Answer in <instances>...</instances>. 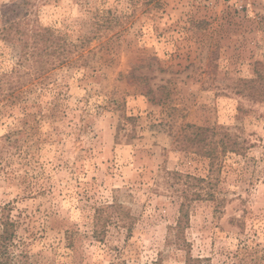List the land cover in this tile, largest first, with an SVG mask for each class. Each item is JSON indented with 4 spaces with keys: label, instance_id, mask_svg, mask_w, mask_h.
Segmentation results:
<instances>
[{
    "label": "rangeland",
    "instance_id": "obj_1",
    "mask_svg": "<svg viewBox=\"0 0 264 264\" xmlns=\"http://www.w3.org/2000/svg\"><path fill=\"white\" fill-rule=\"evenodd\" d=\"M239 2L0 0V79L18 61L11 20L83 42L75 63L40 81L25 64L0 87V232L15 222L16 264H264V87L242 82L264 77V0ZM184 123L222 126L241 150L210 171L177 147ZM170 172L215 193L191 200L179 239Z\"/></svg>",
    "mask_w": 264,
    "mask_h": 264
},
{
    "label": "trees",
    "instance_id": "obj_2",
    "mask_svg": "<svg viewBox=\"0 0 264 264\" xmlns=\"http://www.w3.org/2000/svg\"><path fill=\"white\" fill-rule=\"evenodd\" d=\"M27 3V0H24ZM4 38L20 41L18 61L15 67L3 75L0 79V87L7 86L12 92L19 87V80L15 81V76L20 75L23 65L34 68V75L26 73L31 79L42 80L45 73L53 68L66 64H73L81 56L83 42L70 43L67 39L54 32L50 27L42 26L38 23L29 24V19L25 16L9 21L2 29ZM32 69V68H31ZM246 87L255 90L257 87H264V77L258 76L242 81ZM1 89V88H0ZM4 93L3 96L9 95ZM150 93V94H149ZM150 100L160 102L161 100L151 95ZM260 95L264 99V94ZM177 147L182 150H190L209 160V170L213 171L220 165V158L228 151H240V143L237 136L229 132L222 126H200L192 123H184L176 136ZM178 177L180 181V203L178 207V217L175 224L176 237L179 236L185 226L188 217V204L195 199H215V193L211 188L212 182L202 177L189 174L182 175L178 172H170ZM103 209V208H102ZM104 210H98V212ZM99 215V213H98ZM15 235V222L9 217H2L0 232V264H16L11 258L9 247Z\"/></svg>",
    "mask_w": 264,
    "mask_h": 264
},
{
    "label": "built area",
    "instance_id": "obj_3",
    "mask_svg": "<svg viewBox=\"0 0 264 264\" xmlns=\"http://www.w3.org/2000/svg\"><path fill=\"white\" fill-rule=\"evenodd\" d=\"M201 1V3L205 6H213L215 5L217 2H221L226 4L227 6H234L235 9L239 10L243 8V5L238 1V0H198Z\"/></svg>",
    "mask_w": 264,
    "mask_h": 264
}]
</instances>
